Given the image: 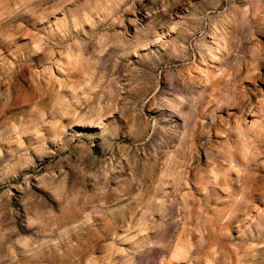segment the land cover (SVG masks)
Here are the masks:
<instances>
[{
	"label": "rangeland",
	"instance_id": "obj_1",
	"mask_svg": "<svg viewBox=\"0 0 264 264\" xmlns=\"http://www.w3.org/2000/svg\"><path fill=\"white\" fill-rule=\"evenodd\" d=\"M0 264H264V0H0Z\"/></svg>",
	"mask_w": 264,
	"mask_h": 264
},
{
	"label": "bare ground",
	"instance_id": "obj_2",
	"mask_svg": "<svg viewBox=\"0 0 264 264\" xmlns=\"http://www.w3.org/2000/svg\"><path fill=\"white\" fill-rule=\"evenodd\" d=\"M183 253H184V249H182V250L179 252V255L181 256Z\"/></svg>",
	"mask_w": 264,
	"mask_h": 264
}]
</instances>
